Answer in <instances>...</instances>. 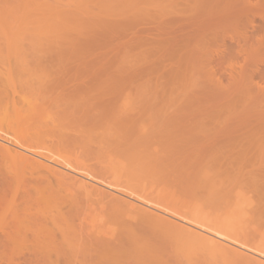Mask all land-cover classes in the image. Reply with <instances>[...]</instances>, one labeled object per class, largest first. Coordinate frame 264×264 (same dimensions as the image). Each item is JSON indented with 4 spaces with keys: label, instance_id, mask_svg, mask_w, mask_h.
<instances>
[{
    "label": "rangeland",
    "instance_id": "1",
    "mask_svg": "<svg viewBox=\"0 0 264 264\" xmlns=\"http://www.w3.org/2000/svg\"><path fill=\"white\" fill-rule=\"evenodd\" d=\"M124 1L0 0V134L32 147L0 144V264H262L135 198L264 253V0H226L243 22L208 46Z\"/></svg>",
    "mask_w": 264,
    "mask_h": 264
},
{
    "label": "bare ground",
    "instance_id": "2",
    "mask_svg": "<svg viewBox=\"0 0 264 264\" xmlns=\"http://www.w3.org/2000/svg\"><path fill=\"white\" fill-rule=\"evenodd\" d=\"M122 1H124V0H122ZM133 1V3H135L136 1H134V0H132ZM143 1V0H142ZM148 1H149V4L152 2L153 4H154V2L153 1H155V4H156V2L157 1H159L158 3H161V4H163V0H147V3H148ZM160 1H162V2H160ZM165 2L167 1V4L165 5V7L163 8L164 9V11H162V13H161V15H163V16H165L166 17V15L167 16H172V17H167V18H169V19H172L173 20V14H171L172 12L174 13L175 11L176 12H179V10H184L185 11V9L188 11V9H189V11L191 12V15H189V16H187V15H185V17L187 16L188 18H189V20L190 19H200L198 22H200V26H201V30L200 31H202V34H200V37H196V38H199L196 42H200L201 44H204V45H206V46H208V43H209V41L211 40V38H213V37H215L214 35H216V33H217V31H215L217 28H218V26L219 25H221V27L222 26H227V25H229V24H236V25H238V26H240L239 24L241 23V22H243L242 20H241V22H240V17H239V15H238V9H239V5L237 4V5H234V3L233 2H231V3H228V2H226V0H225V2L226 3H228V5H232V6H230V7H228L227 5H226V3H225V5H224V3L222 4V0H195V3L197 4L195 7L191 4V2H190V4H191V7H189L188 8V6L190 5H188L187 3L189 2V0H187V3H186V0H181V2L183 3H181L180 4V2H179V0H164ZM185 1V2H184ZM243 1H247V0H243ZM248 1H250V0H248ZM263 1V0H262ZM125 2V4H127L128 6H129V2H128V0H127V2L126 1H124ZM229 2H230V0H229ZM236 2V1H235ZM238 2V1H237ZM259 2V1H258ZM133 3H132V6L130 5V7H133ZM185 3V4H184ZM233 3V4H232ZM241 3V2H240ZM249 3V2H248ZM264 3V2H263ZM145 4V3H144ZM245 4V3H244ZM262 4V3H261ZM135 5V4H134ZM151 5V4H150ZM182 5H184V6H182ZM188 5V6H187ZM137 6V5H136ZM136 6H134V7H136ZM177 6H181V7H183V8H179V7H177ZM187 6V7H186ZM246 6V5H245ZM133 7V8H134ZM138 7V6H137ZM136 7V8H137ZM145 7V6H144ZM152 7V6H151ZM150 7V8H151ZM177 7V8H176ZM149 8V9H150ZM155 8V7H154ZM165 8H167L166 10H165ZM174 8H176V10H174ZM241 8V7H240ZM251 9H253L252 7H250ZM142 9V8H141ZM148 9V10H149ZM171 9H173V10H170ZM139 10V9H138ZM147 10V11H148ZM178 10V11H177ZM243 10H244V8H243ZM242 10V11H243ZM247 10V9H246ZM155 11V10H154ZM180 12V14L181 15H183L182 17H184V14H189V13H186V11L185 12ZM145 12V11H144ZM149 12H150V10H149ZM241 12V11H240ZM148 13V12H147ZM152 13H156V12H152ZM165 15H164V14ZM243 14H245V12H242ZM150 15H151V13H149ZM148 14V15H149ZM175 14H177V13H175ZM174 14V15H175ZM155 15V14H154ZM154 15H152V16H154ZM198 15V16H197ZM177 16V15H176ZM242 16H244V15H242ZM186 17V18H187ZM166 18V19H167ZM153 19H155V17H153ZM157 19H159L158 17H157ZM168 20V19H167ZM172 20H169V22L171 23V21ZM185 20V19H184ZM183 20V21H184ZM191 21V20H190ZM195 21V20H194ZM197 21V20H196ZM195 21V22H196ZM187 22V21H186ZM185 22V23H186ZM240 22V23H239ZM245 22V21H244ZM190 23H192V25H195V26H193V28L192 27H190L191 25L189 24V21H188V25H186L187 27L189 26L190 27V31H192L193 29H195L194 27H196V25L197 24H195V23H193V21L192 22H190ZM213 23V24H212ZM215 23H217V24H215ZM247 23V22H246ZM159 24V23H158ZM184 23H182V25H183ZM187 24V23H186ZM199 24V23H198ZM169 25V24H168ZM166 26V25H165ZM217 26V27H216ZM187 27H186V29H187ZM229 27H230V25H229ZM241 27V26H240ZM160 28H164V27H161L160 26ZM174 27H172V29H173ZM183 28H184V26H183ZM192 28V29H191ZM222 28H225V27H222ZM237 28V27H236ZM235 28V29H236ZM185 28L183 29V32L185 33ZM221 30V29H220ZM219 30V31H220ZM225 30H227V29H225ZM159 31V30H158ZM161 31L163 32H165L164 34H169V32H171V28H170V30H168V27H167V29L165 28V29H161ZM186 31H189V30H186ZM189 31V33H191ZM224 31V30H223ZM161 32V33H162ZM195 32H198V29H196L195 30ZM194 32V33H195ZM222 32V31H221ZM227 32V31H226ZM252 32H254V30L252 31ZM160 33V32H159ZM188 33V32H187ZM187 33H185V34H187ZM219 34H220V32H218ZM224 34V33H223ZM197 35V34H196ZM188 36V35H187ZM183 37H184V34H183ZM190 37H193V35L192 36H190L189 35V39H187V37L185 38V40H186V42L187 43H185V41H182L185 45H188V43H190V42H194L195 41V39H194V37L193 38H190ZM218 38V37H217ZM225 38V37H224ZM264 38V37H263ZM261 39V41L260 42H264V39ZM192 41H191V40ZM255 40V39H254ZM167 41H168V39H167ZM174 41V40H173ZM175 41H176V39H175ZM212 41V40H211ZM210 41V42H211ZM224 41V40H223ZM169 42V41H168ZM171 42V41H170ZM181 42V41H180ZM196 42H194L195 43V45H196ZM255 42V41H254ZM263 42H262V44H263ZM179 43V42H178ZM193 43V44H194ZM226 43V42H225ZM252 43H253V41H252ZM257 43H258V41H257ZM166 43H164V45H165ZM172 44V43H171ZM261 44V43H260ZM158 45V44H157ZM179 45V44H178ZM182 45V44H181ZM180 45V46H181ZM154 46V45H153ZM167 46H168V44H167ZM167 46H165L166 48H167ZM176 46V45H175ZM199 46V45H198ZM262 46V45H261ZM159 47V45L157 46V47H155V48H158ZM162 47H163V45H162ZM172 47V46H171ZM178 46H176V48H177ZM179 48H181V47H179ZM179 48H178V50H179ZM201 48V47H200ZM206 48H209V47H206ZM205 48V49H206ZM161 49V48H160ZM165 49V48H164ZM171 49V48H170ZM152 50H154V48L152 49ZM157 50V49H156ZM162 50V49H161ZM181 51V50H180ZM182 51H184V50H182ZM168 53V52H167ZM175 53V52H174ZM248 61V60H247ZM251 62V61H250ZM250 64L248 63V66H249ZM251 66V65H250ZM258 66V65H257ZM252 68V67H251ZM174 120V119H173ZM176 121V120H175ZM173 122V121H172ZM175 123V122H174ZM174 125V124H173ZM0 133H1V131H0ZM2 133H5V132H3V130H2ZM8 133V132H7ZM7 133H5L4 135H2V134H0V139H1V143L0 144H2L3 146H1L3 149H5L6 150V152L9 154V155H11V154H13V152L14 153H16L15 155H13V157L15 158V157H19V159L22 157V155H24V154H26L25 156H28V154L27 153H25V152H23V151H21V150H19V149H17L16 147H20V148H22V149H24V150H30V151H32V147L30 146V145H27L26 146V144L24 145V144H22V142H18V140L17 141H15V139H17V138H15V137H11L9 134H7ZM12 139H11V138ZM14 145V146H13ZM246 145V144H245ZM244 145V146H245ZM29 146V147H28ZM247 146V145H246ZM31 147V148H30ZM243 147V146H242ZM249 147V146H248ZM245 148V147H244ZM247 148V147H246ZM2 149V150H3ZM5 150H4V152H5ZM33 150H34V148H33ZM35 153H37V152H35ZM18 154H21V155H18ZM37 155L38 156H41V157H43L44 159H47V160H49V161H54V162H56V164H60V165H63V166H65V167H73V166H71V164H69L68 162H66V161H64L65 160V158L64 159H62V158H60V156H59V158L60 159H62V160H60V159H56V157L54 158V156L53 155H47V154H44V153H37ZM30 156V155H29ZM24 158V157H23ZM30 158V157H29ZM32 158V157H31ZM24 159H28V157L26 158H24ZM36 160H39V159H36ZM40 161V160H39ZM43 162H45L44 160H42ZM31 165H34V164H32L31 163ZM49 170V169H48ZM45 171V170H44ZM81 171H84V170H81ZM48 172V171H47ZM84 172H86V171H84ZM87 173V177H92V178H94V179H97L96 177H94L91 173H88V172H86ZM86 173H84L83 175H85ZM52 174H53V172H52ZM110 185V184H109ZM116 188V187H115ZM48 189V188H47ZM51 189V188H50ZM121 189V188H120ZM129 191V190H128ZM128 191L126 192L127 193V195L128 196H130V197H132L133 196V198H134V196L135 195H133V194H129L128 193ZM46 192V191H45ZM47 192H48V190H47ZM53 192H54V190H53ZM57 192V191H56ZM124 192H125V190H124ZM59 192H57L56 194H57V196H59L60 195V197H56V198H58V199H62L63 197L65 198V196H63L62 197V195L61 194H58ZM126 193H124V194H126ZM131 193V192H130ZM133 193V192H132ZM46 194V193H45ZM44 194V195H45ZM56 194H54V196H56ZM38 195H39V193H38ZM49 195H51V194H49ZM41 197H43V195L41 194L40 195ZM40 197V198H41ZM52 197H53V195H52ZM55 198V199H56ZM53 199V198H52ZM52 199L50 198L49 199V201L51 200V202H52ZM58 199H56L57 201H58ZM135 199H137V200H140V202L142 201L143 203H144V205L146 204V206H143V210L145 211L146 210V212L147 211H149V215L151 214V215H153V216H150V218L149 219H152L153 217L155 218V217H157L158 216V218H160V220H161V218L162 219H165L166 218V220H168V221H166V222H170V221H173L174 223H175V225H177L178 227H181V228H183L184 230H187V231H190L193 235H195V236H197L198 238H200V239H203V240H207V241H210V242H213V243H219V244H221V243H225L224 241H222V240H220V239H226L227 241H231V243L233 242V244L234 245H239V247H243V248H248V249H251V250H253L254 251V253L255 254H257V253H259V255L261 254V255H264V253L263 252H260V251H258V250H255L254 248H251V247H249V246H247V245H245V244H242V243H239V242H237V241H233L232 239L230 240V238H228L226 235H224V234H222V233H220V232H217V231H214L213 229H211V228H208V227H206V226H204V225H200L199 223H196L195 221H192V220H188V219H185V218H182V216L180 217L179 215L178 216H175V217H173V218H170L169 217V219H167V217L168 216H165L163 213H167L168 214V212H167V210H163L162 209V207L161 206H159V205H157V204H155V203H153V202H151L150 200H147L146 198H144V197H142V196H136V198ZM44 200H45V203H46V198H44ZM47 200H48V198H47ZM136 200V201H137ZM49 201H47V202H49ZM59 203L61 202L60 200L58 201ZM124 202V201H123ZM56 203V201L53 203V204H55ZM135 203L134 201L132 202V200H131V206H133V207H135L134 205L136 204H133ZM56 204H58V203H56ZM55 204V206H54V208H56V210H58V208H59V205H56ZM62 204H64V203H62L61 202V206H62ZM67 204V203H66ZM70 204H72L71 203V201H70ZM70 204L68 205V206H70ZM51 206H52V204H50ZM123 205V204H122ZM127 205V204H126ZM46 206V205H45ZM137 206H140V204H138L137 203ZM128 207H129V205H128ZM142 207V206H141ZM137 208V207H136ZM145 208V209H144ZM45 209H46V207H45ZM50 209V208H49ZM62 209H64L63 208V206H62ZM72 209V208H71ZM66 210V209H65ZM68 210H70V208L68 209ZM52 211H53V207H52ZM144 211H142L143 213H144ZM166 211V212H165ZM57 213V212H56ZM3 214V213H2ZM69 214V213H68ZM146 214V213H145ZM147 214H148V212H147ZM146 214V216H148ZM170 214V213H169ZM54 215V214H53ZM6 216V215H5ZM149 217V216H148ZM152 217V218H151ZM165 217V218H164ZM178 218V219H180V220H182V222H180V221H178V219L176 220V219H174V218ZM157 218V219H158ZM5 219V218H4ZM156 219V220H157ZM153 220V219H152ZM159 220V221H160ZM3 221V220H2ZM2 221H0V222H2ZM165 221V220H164ZM164 221H162V222H164ZM5 223H4V225H6V222L7 221H4ZM162 222H160V223H162ZM166 222H164V223H166ZM173 224V223H172ZM3 225V226H4ZM8 226V225H7ZM6 226V227H7ZM177 226H176V228H177ZM21 227V226H20ZM195 227H198V229L197 228H195ZM5 228V227H4ZM14 228H15V226H14ZM199 229H201V230H199ZM6 231H7V229H6ZM5 231V232H6ZM2 232V231H1ZM17 232H18V230H17ZM189 232V233H190ZM190 233V234H191ZM6 234V233H5ZM214 235V236H213ZM1 238V237H0ZM3 238V237H2ZM1 238V239H2ZM5 238V237H4ZM3 238V239H4ZM0 239V240H1ZM221 242V243H220ZM226 244H228L229 245V243H225V245ZM230 246H231V244H230ZM235 250L236 249H238V248H236V247H234V246H232ZM238 247V246H237ZM231 248V247H230ZM239 250V249H238ZM250 250V251H251ZM240 251H242V250H240ZM239 252V251H238ZM257 252V253H256ZM252 253V252H251ZM246 254H249L250 255V253H249V251H248V253H247V251H245V255ZM260 255V256H261ZM251 256V255H250ZM251 257H253V258H255V257H257V256H251ZM264 257V256H263ZM257 260L260 262V261H262V264H264V260H261V258H258L257 257ZM256 260V261H257Z\"/></svg>",
    "mask_w": 264,
    "mask_h": 264
}]
</instances>
